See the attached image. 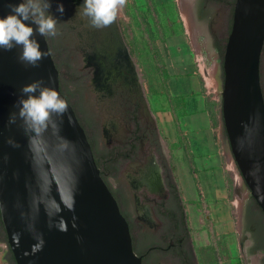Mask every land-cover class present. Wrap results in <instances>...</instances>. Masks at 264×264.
Listing matches in <instances>:
<instances>
[{"label": "water", "instance_id": "1", "mask_svg": "<svg viewBox=\"0 0 264 264\" xmlns=\"http://www.w3.org/2000/svg\"><path fill=\"white\" fill-rule=\"evenodd\" d=\"M0 0V16L8 3ZM34 35L47 53L33 67L19 60L20 47L0 50V221L16 264H142L132 245L128 221L102 178L83 127L60 90L59 74L45 35ZM264 47V0H235L230 33L222 59L221 115L230 154L251 198L264 215V97L260 60ZM42 81L68 103L59 133L49 127L40 135L25 133L23 122L8 124L21 88ZM11 138L18 147L7 143ZM75 193V212L63 210L68 231L49 229L45 210ZM75 215L77 228L71 226ZM34 228V233L29 227ZM20 233L17 243L14 234ZM45 241L34 255L33 235ZM77 237H80L77 240Z\"/></svg>", "mask_w": 264, "mask_h": 264}, {"label": "rangeland", "instance_id": "2", "mask_svg": "<svg viewBox=\"0 0 264 264\" xmlns=\"http://www.w3.org/2000/svg\"><path fill=\"white\" fill-rule=\"evenodd\" d=\"M186 1L126 0L125 6L117 15L118 21L121 25L126 47L140 76L146 100L147 102L150 101L154 112L156 111V105H154L152 99L150 100V96H155L159 99L156 93L161 89L167 66H170L174 62L177 63L182 59L185 65L193 67V59L196 69L202 75L203 64L207 62L209 65H215L214 71L217 73L218 85L216 86L211 74L212 72H210V78L207 80V83L205 82L206 86H208L206 87V91L209 96L210 114H212L214 125L216 127L220 126V137L224 146L223 150L225 149L228 152V141L224 132L221 115L222 59L231 29L234 0H226L227 7H223L221 10L215 8L214 10L217 14L213 18V28L221 33L216 48L211 47L213 36H211L207 25L198 28L191 21L187 20L185 7H183V3ZM49 3L51 6L48 11L53 15L54 6L52 2L49 1ZM45 37L58 70L60 90L72 106L80 125L83 127L99 169L105 172L107 185L117 200L121 212L126 215L131 223L133 222V229L130 230L133 249L137 253L144 254L152 247V242L156 237L157 232L153 235V231H151L154 229L153 226L159 225V221H161L160 217L155 214L152 216L149 213L144 195L148 198H155L158 193L154 191L155 195L153 196L149 192H146V194L144 190L140 189L138 192H134L130 188L125 179V167L129 161L116 158L115 152L105 145L102 137L100 107L89 93L85 83H73L74 79L71 76L69 57L67 54L60 55L57 53L56 46L58 42L55 37L47 35ZM181 80L187 82L185 78H181ZM211 80L213 81L211 82ZM260 83L264 97V47L260 60ZM163 104L160 107L164 108ZM150 113L152 114L151 110ZM160 127L162 128L161 125ZM158 145L160 157L158 160L156 155H153V162L159 170L158 173L162 179L163 186L165 184L163 179L165 176H168L177 187L182 200L181 204L186 214V231H188V238L192 245L195 264H245L240 251L243 241L241 240L238 224L239 213L246 206L252 205L253 209H257V212L261 215L259 217L261 221H264V217L252 200L234 161L232 173L236 176L237 182L240 183L237 194V189L235 188L236 182L228 177V180H230V211L232 213L234 228L232 232L221 233L217 230L214 223L207 219L205 211L203 213L200 209L196 210V202L183 197L181 181L186 175L182 172L180 163L188 166L190 164L189 159L183 158L181 161H176L175 153H172V150L165 146L159 135ZM226 155L233 160L229 153H226ZM245 194H247L246 198H244ZM239 195L243 198L241 207L237 205ZM191 196L194 197L193 195ZM138 205H140V208ZM139 216L149 219L148 221H151V225L138 221ZM255 221L261 225L258 217H256ZM0 243L4 244L1 241ZM2 251L3 249L0 248V254ZM255 259H263V254L255 255L252 262ZM152 264H169V262L159 259L152 262Z\"/></svg>", "mask_w": 264, "mask_h": 264}, {"label": "flooded vegetation", "instance_id": "3", "mask_svg": "<svg viewBox=\"0 0 264 264\" xmlns=\"http://www.w3.org/2000/svg\"><path fill=\"white\" fill-rule=\"evenodd\" d=\"M49 1L54 6L53 16L57 18V34L54 36L58 42L57 53L68 55L73 83H85L100 107V125L105 145L113 149L116 158L129 161L125 167V179L134 192L141 189L153 196L154 191L158 193L155 198L144 195L149 213L161 219L159 225H154V229L151 227L153 235L157 232L155 240L144 254L134 250L135 253L141 257L142 264H152L159 259L167 260L169 264H195L186 231V214L177 187L168 176L163 179V186L159 170L153 162V155L158 160L160 157L158 133L140 76L126 47L118 16L109 26L97 29L91 26L87 17L77 12L82 0ZM186 2L191 23L198 28L207 25L213 36L211 47L216 48L221 33L213 28V18L217 14L214 10L227 7L226 0ZM60 3L64 6L63 14L56 10ZM100 172L107 184L105 172L101 169ZM122 214L132 230L133 222ZM260 216L252 205L246 206L239 213L238 224L243 241L240 251L245 264H264V221H261ZM256 217L261 225L255 221ZM148 220L144 216L138 219L151 225ZM155 228L158 230L155 231ZM0 241L4 243H0L3 249L0 264H16L3 226H0ZM257 254H263V259L252 262Z\"/></svg>", "mask_w": 264, "mask_h": 264}, {"label": "crops", "instance_id": "4", "mask_svg": "<svg viewBox=\"0 0 264 264\" xmlns=\"http://www.w3.org/2000/svg\"><path fill=\"white\" fill-rule=\"evenodd\" d=\"M192 66L185 65L182 59L167 66L161 89L156 93L159 99L150 96L156 105L155 112L150 101L148 103L161 141L175 153L176 161L189 159L188 166L180 163L186 175L181 181L183 197L196 202V210L205 211L207 219L214 223L219 232H232L234 224L228 177L236 182L234 187L237 194L240 183L232 173L233 160L223 150L220 126L213 124L206 91L210 72L216 86L219 80L214 64H203V76L196 69L193 59ZM162 104L164 108L160 107Z\"/></svg>", "mask_w": 264, "mask_h": 264}, {"label": "clouds", "instance_id": "5", "mask_svg": "<svg viewBox=\"0 0 264 264\" xmlns=\"http://www.w3.org/2000/svg\"><path fill=\"white\" fill-rule=\"evenodd\" d=\"M125 3L126 0H82L77 12L87 17L92 27L100 29L113 23ZM50 6L49 0H20L19 3H8L7 13L0 16V50L10 51L19 46L21 49L19 60L38 67L47 53L41 49L40 42L34 35V28L27 22L31 21L37 25L36 34L55 36L57 18L48 11ZM56 10L63 14V4H57ZM21 94L14 104L17 111L9 114L8 124L16 123L19 118L23 122L25 133L33 134L29 137L30 141L49 127L59 133L60 125L52 119L54 115L60 117L61 123L66 117L71 122L67 101L54 88L45 85L42 81H33L24 85L21 88ZM7 143L18 147L11 138ZM75 206V193L62 198L59 202L53 201L52 211L45 210L49 229L55 228L57 231L67 232L69 222L63 216H60L59 220H54V217L65 209L74 213ZM2 213L3 206L0 205V214ZM77 219L75 215L71 218L73 229L78 226ZM28 230L34 233L33 227L30 226ZM14 236L18 243L20 233ZM33 239L36 242L31 246L30 254L34 255L43 249L45 241L42 233L34 234ZM79 239L80 237H77V240Z\"/></svg>", "mask_w": 264, "mask_h": 264}, {"label": "bare ground", "instance_id": "6", "mask_svg": "<svg viewBox=\"0 0 264 264\" xmlns=\"http://www.w3.org/2000/svg\"><path fill=\"white\" fill-rule=\"evenodd\" d=\"M183 7H185V12H186V16H187L186 18L188 20L189 19V16H188V6H187L186 2L183 3ZM241 204H242V197L238 199V206L240 207Z\"/></svg>", "mask_w": 264, "mask_h": 264}, {"label": "trees", "instance_id": "7", "mask_svg": "<svg viewBox=\"0 0 264 264\" xmlns=\"http://www.w3.org/2000/svg\"><path fill=\"white\" fill-rule=\"evenodd\" d=\"M211 115V118H212V114H210ZM212 121H213V124H214V120H213V118H212ZM95 161H96V159H95ZM96 164H97V161H96ZM97 166H98V168H99V165L97 164ZM102 173V172H101ZM102 175V174H101ZM229 185H230V183H229ZM229 188H230V186H229ZM256 204V203H255ZM0 226L2 227V224H1V221H0Z\"/></svg>", "mask_w": 264, "mask_h": 264}, {"label": "built area", "instance_id": "8", "mask_svg": "<svg viewBox=\"0 0 264 264\" xmlns=\"http://www.w3.org/2000/svg\"><path fill=\"white\" fill-rule=\"evenodd\" d=\"M228 148H229V146H228ZM228 153H229V155H231V154H230V149H229ZM231 157H232V156H231Z\"/></svg>", "mask_w": 264, "mask_h": 264}]
</instances>
